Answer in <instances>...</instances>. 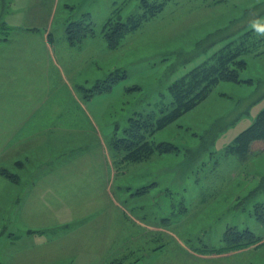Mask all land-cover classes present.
Listing matches in <instances>:
<instances>
[{
    "label": "rangeland",
    "instance_id": "1",
    "mask_svg": "<svg viewBox=\"0 0 264 264\" xmlns=\"http://www.w3.org/2000/svg\"><path fill=\"white\" fill-rule=\"evenodd\" d=\"M143 1L0 0V264H46L50 246L55 264H264V144L229 150L264 110V0H164L110 48L105 23L142 14ZM84 17L93 35L71 45L65 29ZM234 48L241 82L218 81L155 132L168 151L130 163L112 150L130 119L170 111L176 81ZM98 167L102 188H89ZM33 183L37 225L18 215ZM57 190L68 199L55 221L77 217L53 226ZM229 228L258 241L225 250Z\"/></svg>",
    "mask_w": 264,
    "mask_h": 264
},
{
    "label": "trees",
    "instance_id": "2",
    "mask_svg": "<svg viewBox=\"0 0 264 264\" xmlns=\"http://www.w3.org/2000/svg\"><path fill=\"white\" fill-rule=\"evenodd\" d=\"M165 3L164 0L152 2L144 0L141 3L142 14L130 17L126 22H117L115 25L112 24L114 18H110L103 27V37L108 46L116 48L125 33L135 30L143 21L155 16L162 10ZM89 23L88 17H84L81 21H75L72 26L66 27V38L71 45L79 42L88 33L93 35L92 29H88ZM239 53L241 52L236 48L231 49L230 52L220 53L219 60L216 58L212 63L200 66L176 81L169 89L172 97L170 111H161L163 115L157 119H154L152 114L130 119L123 135L113 137L111 140L112 150L122 154L124 162L130 163L146 159L155 151L167 150L168 145L154 144L151 140L152 136L200 103L218 81L241 82L239 71L243 70L245 65L242 61H235ZM118 75L120 78L122 74L118 71ZM113 78L111 77L107 83L104 82V87L96 84L94 89L90 90L89 96L107 90L115 82ZM261 142L264 144V110L260 112L249 128L235 138L229 150L242 155L252 148L260 146ZM261 146L260 148H262ZM259 220L264 223V219L259 218ZM257 241V238L248 229L239 231L229 228L223 236L225 250L251 246Z\"/></svg>",
    "mask_w": 264,
    "mask_h": 264
},
{
    "label": "crops",
    "instance_id": "3",
    "mask_svg": "<svg viewBox=\"0 0 264 264\" xmlns=\"http://www.w3.org/2000/svg\"><path fill=\"white\" fill-rule=\"evenodd\" d=\"M21 133H22V136L18 140L19 141L18 142V145L21 144V143L23 144L24 141H25V138H26L25 133H23V132H21ZM8 139L9 138H7V140ZM91 167L94 168L96 166H91ZM52 168L60 169V167H58V166L52 167ZM95 171H98L100 174H97L94 177H90V176H85L84 177L86 186L89 187V188H91V187L92 188H97V187L98 188H102L101 183L99 181L102 179L103 173L106 172V167H102V168L101 167H98L97 169L92 170L90 172H93L94 173ZM64 172H66V171L64 170ZM64 178H65L64 174L63 175H59L58 174V176L52 175L51 176L52 184H55L56 185V184L59 183V185H61L59 187L65 188V187H67L69 185V183L64 182ZM97 179H99V181ZM40 185H41V182H40ZM59 187H57V188H59ZM40 188L41 187L38 184L35 185L33 183V189L29 191V194H26V202H27L26 207L23 205L22 202L18 205L19 206L18 207V209H19L18 215H21L20 219L21 218L30 219L32 221H35L36 222V225H37V221L39 222V224H42V217H43V212L42 213L40 212L41 204L39 203V199L42 200L41 202H44L43 201V199H44V193L42 192L43 193V197H41L42 193H41V195L38 194ZM51 189L54 190V187H52ZM54 194L55 193H53V196L50 198V202H53L54 203L53 206L50 205L51 209L53 210L52 217L54 219V221H51V222H53L52 225L54 226V225H58V224H64V223H66V221L73 220L74 217L76 218L77 216L75 215V216H73V218H69V217L66 218L63 222H58L57 220L55 221V218L59 214V211H61V209H62L61 208L62 207V201H67L68 198L67 197H60L61 195H59L58 190L56 191V196H54ZM35 200H36V203H35ZM100 200H101V202H100ZM95 201H97V200H95ZM97 203H105L104 197H103V199L100 198ZM67 204H70V203H67ZM54 205H56L58 208L57 207L54 208ZM70 205H71L72 208H74V204H70ZM27 207H28V209H27ZM95 207H96V205L94 206L93 209L90 208L91 210L85 212V215H87L88 213L94 211L95 210ZM4 213L6 215V212H4ZM102 216H103V214L98 213L97 218L98 219H102ZM95 235L96 234H89L88 235V238L86 240L87 243H86L85 249L82 250V251H89L90 250V249H88V246L91 245L90 237H93V239L96 241L97 238L95 239L94 237H97V236H95ZM71 240H73V238ZM53 242L54 243H57L56 240H53ZM38 248L40 250H42L43 246L42 245H39ZM49 248H51V251H52L53 255H51L50 261H46L47 260L46 259L44 263H46V264H55V262H54L55 259H56L55 252H57V251H55L53 249V246H50ZM53 256H54V259H53ZM57 258H58V252H57Z\"/></svg>",
    "mask_w": 264,
    "mask_h": 264
}]
</instances>
